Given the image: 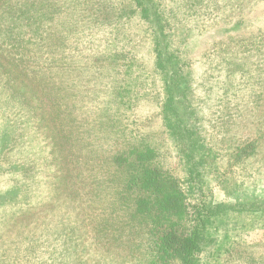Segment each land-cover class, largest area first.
Returning a JSON list of instances; mask_svg holds the SVG:
<instances>
[{"label":"rangeland","instance_id":"1","mask_svg":"<svg viewBox=\"0 0 264 264\" xmlns=\"http://www.w3.org/2000/svg\"><path fill=\"white\" fill-rule=\"evenodd\" d=\"M34 1L30 26L23 30L29 36L40 35L36 18L55 16L67 4L72 15L48 22V55L31 56L30 71L22 72L0 58V74L5 73L24 99L37 105L39 117L28 122L18 108L6 107L15 123L7 128L13 137L0 153V195L15 188L4 202L0 200V264H138L139 254L124 235L119 240L102 235L93 221L102 215L96 202L103 200L104 189L112 190L102 184L116 176L106 162V151L116 141L115 129L103 126L101 109H109V116L114 113L109 123L121 118L128 133L155 149L165 170L180 182L183 179L181 161L161 121L162 92L148 27L131 0H105L122 14L121 21L128 22L123 28L128 50L124 49L133 64L129 70L121 69L119 79L124 85L115 80L113 68L109 73L113 79L101 77L105 62L92 66L91 59L81 58L85 52L81 54L80 47L87 39L76 4L79 0ZM161 2L174 13L183 55L191 63L195 97L205 106L208 140L219 154L220 171L231 183L247 187L264 183V0ZM125 15L130 18L124 19ZM37 36H31L35 39L30 40L35 45L31 50L41 43ZM98 42L99 36L94 44ZM117 83L122 94L131 96L123 116L115 113L118 103L108 102V92L102 90L108 84L111 92ZM1 99L0 108L5 105ZM7 118V113H0L1 127ZM214 193L217 199L223 197L220 189ZM195 211L191 201L178 227L180 238L193 228ZM225 228L230 252L218 264H264V218H253L246 226L233 218ZM177 252L167 253L171 264H180Z\"/></svg>","mask_w":264,"mask_h":264},{"label":"trees","instance_id":"2","mask_svg":"<svg viewBox=\"0 0 264 264\" xmlns=\"http://www.w3.org/2000/svg\"><path fill=\"white\" fill-rule=\"evenodd\" d=\"M161 1L131 0V3L150 33L154 69L162 92L161 121L181 161L183 179L180 182L165 170L157 160L155 149L147 143L138 142L128 133L122 126L121 118L109 123L114 113L109 116V109L105 112L101 109V119L105 122L103 126L109 124L115 129L113 134L116 141L106 151V162L109 163L106 165L108 170L116 172V176L102 184V187H112V190L104 189L103 200L96 202L95 208H101L102 215L93 223L97 225L96 232L102 235L119 237L118 240L124 235L125 242L132 244L139 254L138 264H171L167 258L170 250L178 251L176 256L180 264H218L221 257L230 252L226 223L236 218L246 226L253 218H264V183L253 187L231 183L220 171L219 154L208 140L204 125L205 106L195 97L192 67L183 55L174 13L171 9L166 11L170 7ZM76 4L82 14L87 39L85 46L80 47L79 52H85L81 58L91 59L88 64L92 66L105 62V73L101 77L113 79L109 73L114 70L115 80H120L122 67L127 66L129 70L133 64L128 61V45L123 30L128 22L121 21L122 14L114 12L113 6L105 0H79ZM35 5L34 0L21 3L19 0H0V58L22 72L26 69L30 71L31 56L35 57L38 52L48 55V22L72 15L67 4L65 8L59 7L55 16L47 15L43 20L36 18V22L40 23L36 25L40 35L29 36L23 30L30 26L32 16L29 13ZM128 18L129 15H125L124 19ZM10 21L17 24L12 27ZM120 24L122 30L118 32ZM32 35H36L38 42H41L34 50H31L33 41L30 40H35ZM98 36L99 42L94 44ZM102 45L106 50L98 52ZM110 49L115 50L113 55ZM45 61L43 59L41 62ZM5 76L3 72L0 74V101L4 98L5 104L0 108V113H7L8 118L3 127L0 126V153L4 151L2 148L7 140L13 137L7 128L15 123V118L7 112L6 107L18 108L25 121L39 120L35 115L37 105L24 99V95ZM120 86L117 83L109 92L108 84H105L102 90L108 92V102L118 103L115 113L118 111L123 116V106L131 96L122 94ZM44 91L43 97H47ZM13 188L0 195L2 202ZM216 188L222 192L221 199L215 197ZM191 201L196 206L195 224L185 237L180 238L178 227L186 218Z\"/></svg>","mask_w":264,"mask_h":264}]
</instances>
